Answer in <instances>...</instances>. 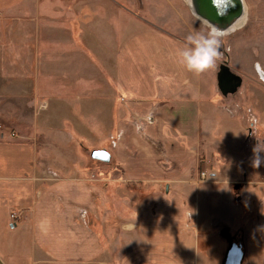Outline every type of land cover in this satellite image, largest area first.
I'll return each mask as SVG.
<instances>
[{"label": "crops", "instance_id": "crops-1", "mask_svg": "<svg viewBox=\"0 0 264 264\" xmlns=\"http://www.w3.org/2000/svg\"><path fill=\"white\" fill-rule=\"evenodd\" d=\"M25 1L0 0V12ZM72 1L81 3L67 9L69 15L91 7V0ZM96 23L90 22L94 36L88 37L101 44L89 45L90 53L79 47L83 33L74 34L68 41L61 39L54 51L49 48L37 56L36 63L62 67L56 79L52 74L42 79L45 88H40L50 95L59 93L58 88L66 95L75 90L90 92L99 89L94 75L100 68L93 72L92 68L109 63L115 48L116 99L121 96L128 109L118 120L112 114L117 135L109 150L112 160L105 163L109 168L83 174L78 168L73 172L56 165L47 172L38 164L41 155L35 140L16 131L3 132L2 260L6 264H206L204 252H209L211 243L213 262L218 264L229 248L222 233L226 230L242 235L243 264H264V151L259 153L261 165L253 167V148L260 141L264 144V83L260 77L251 75V95L241 88L242 106L230 107L228 97L218 89L216 68L195 75L178 62L184 39L147 26L120 40L115 33L110 42L96 36ZM5 30L13 32L14 27ZM47 42L51 44V37ZM0 47V113H4L1 97L16 94L15 85L6 84L16 82V74L8 73L15 71L16 58L2 50L5 42L0 41ZM242 112L244 126L250 122L252 127L246 129L256 130L252 146H242L245 130L237 119ZM72 125L69 120L65 123L69 135L65 136L64 125L45 124L54 130L47 143L58 149V141L78 140L75 129H79L74 126L72 130ZM203 167L211 177L196 182ZM236 183L242 185V201L235 200ZM246 192L255 197L251 206L243 204ZM13 213L19 217L11 218ZM23 241L28 251L16 253Z\"/></svg>", "mask_w": 264, "mask_h": 264}, {"label": "rangeland", "instance_id": "rangeland-1", "mask_svg": "<svg viewBox=\"0 0 264 264\" xmlns=\"http://www.w3.org/2000/svg\"><path fill=\"white\" fill-rule=\"evenodd\" d=\"M79 3L81 1L26 0L19 7L0 12V41L5 42L6 47L2 50L16 58L15 71L14 69L8 71L11 75L16 74V82L6 83L15 85L12 90H16V94L1 97V100L5 101L3 105L5 111L0 113V136L5 131L6 134L16 131V134L35 140L41 155L38 158V164L44 170L46 168L47 172L53 170L56 165L67 166L73 172L74 168H78L83 174L86 170L90 174L92 171L96 173L98 169L106 171L109 168L108 164L93 161L89 152L94 148L112 150L113 141L117 135L116 128L112 127V116L114 115L118 120L125 114L128 107L124 100L121 101V96L119 101L116 99L118 97L116 91L119 88L114 72L115 48L112 45L110 62L99 63L92 68V72L100 68V72L94 75L99 89L90 92L86 89L75 90L71 93L72 95H66L59 88V93L55 95H50L49 91L41 89L45 88L46 83V81L42 82L43 77L46 79V76L52 74L56 79L62 67L56 64L50 65V62L38 64L37 56H43L49 48L54 51V45H57L61 39L65 42L72 35L82 33L84 41L83 44H79V47L90 53L89 45L97 47L101 44L98 40L88 37L94 34L90 24L92 21L99 25V34L96 33V36L109 39L110 42L115 33L120 40L128 32L147 26L158 27L185 41L187 36L196 33L206 34L211 28L196 15L193 0H91V7L85 6L80 12L73 10L71 15L66 13V10L71 7H80ZM244 3L248 9L246 20L241 28L236 29L237 31H226L221 48L223 58L220 63L226 59L229 60L232 69L240 73L244 79L241 91L251 95L248 78L255 73L256 77H260L257 70L259 66L264 69V0H244ZM58 8L62 10H56ZM10 26L14 27L13 32L5 30ZM50 37L51 44L48 45L47 41ZM32 56L35 58L34 61ZM220 63L216 68L217 71ZM38 81L40 86L37 84ZM217 94L222 98L220 93L217 92ZM240 97L239 92L228 96L230 107H241ZM222 99L224 101L225 98ZM247 101L253 104L251 99ZM254 112H256L255 109ZM239 114L237 119L242 122L245 130L243 141L246 142L242 146L246 147L245 144L252 146L255 137L252 133L256 130H247V126L251 127L250 122L244 126L242 119L244 112ZM93 115L95 118L92 119ZM68 120L79 129L76 130L72 125V130L75 129L82 137L79 136L78 140L72 138V141L67 143L58 141V149L65 153V156H62L57 152L58 149L47 143L48 134L53 133L54 130L50 127L46 129V126L51 123L56 124L57 127L64 125V135L69 136L65 126ZM93 120H95V126H93ZM82 140L85 141L82 142ZM76 164L78 166H75ZM210 177L211 172L208 178ZM18 184L19 182H16V187ZM225 190L224 188L223 192ZM254 199V196L246 192L243 204L251 206ZM130 209L134 211V208ZM253 210L249 211L252 216ZM238 232L234 231L232 234L236 235ZM211 249L213 245L210 243L209 252H204V260L206 264H217L213 262L214 255L212 256ZM27 251L24 241L20 250L16 247V253ZM225 256L224 254L218 264H223ZM22 259L28 260L27 257Z\"/></svg>", "mask_w": 264, "mask_h": 264}, {"label": "water", "instance_id": "water-1", "mask_svg": "<svg viewBox=\"0 0 264 264\" xmlns=\"http://www.w3.org/2000/svg\"><path fill=\"white\" fill-rule=\"evenodd\" d=\"M201 8L204 16L215 20L218 29L228 31L231 26L237 21L243 12V4L241 0H196ZM226 59L220 63L216 73L217 85L220 93L224 97L235 95L240 91L243 85V77L240 73L234 71ZM91 157L103 163H110L112 153L107 148H95L91 150ZM235 200L242 201L240 194L242 185L234 184ZM222 233L229 241V248L223 264H243L245 255L242 235H232L226 230ZM0 264H6L0 257Z\"/></svg>", "mask_w": 264, "mask_h": 264}, {"label": "clouds", "instance_id": "clouds-1", "mask_svg": "<svg viewBox=\"0 0 264 264\" xmlns=\"http://www.w3.org/2000/svg\"><path fill=\"white\" fill-rule=\"evenodd\" d=\"M225 33L216 27L208 29L207 33H196L186 37L183 49L177 53L178 62L189 72L201 75L218 67L222 61L223 40ZM264 151V144L260 141L254 148L253 167L261 165L259 153Z\"/></svg>", "mask_w": 264, "mask_h": 264}, {"label": "bare ground", "instance_id": "bare-ground-1", "mask_svg": "<svg viewBox=\"0 0 264 264\" xmlns=\"http://www.w3.org/2000/svg\"><path fill=\"white\" fill-rule=\"evenodd\" d=\"M242 1V4H243V12L242 14L240 15V17L237 19V21L231 26L230 29H228V31H233V30H236L238 28H241L242 25L244 24L245 20H246V17H247V11L248 9H246V6H245V3H244V0H241ZM193 4H194V9H195V13L196 15L203 21L205 22L206 24L210 25L211 27H216L218 28V25H217V22L215 20H212L210 18H208L207 16H204L203 13H202V10L201 8L198 6V3L196 0H193ZM205 24V25H206ZM221 30V29H220ZM223 31V30H221ZM227 31V32H228ZM237 31V30H236ZM226 33V31H223ZM232 34V33H231ZM259 69L261 71L264 72V70L262 68H260L259 66Z\"/></svg>", "mask_w": 264, "mask_h": 264}, {"label": "built area", "instance_id": "built-area-1", "mask_svg": "<svg viewBox=\"0 0 264 264\" xmlns=\"http://www.w3.org/2000/svg\"><path fill=\"white\" fill-rule=\"evenodd\" d=\"M257 70H258V72H259V75H260L261 80L264 82V72L261 71V70L259 69V67L257 68ZM208 176H209V173H208L207 169H205V168L203 167L202 170L200 171V177H199L198 179H196V182H199V181H201V180H205V179H207ZM18 217H19V216H18L17 214H15V213H13V214L11 215V218H13V219L18 218Z\"/></svg>", "mask_w": 264, "mask_h": 264}]
</instances>
